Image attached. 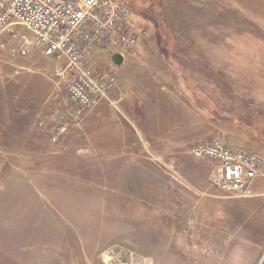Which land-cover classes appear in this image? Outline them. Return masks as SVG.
<instances>
[{
	"label": "rangeland",
	"instance_id": "obj_1",
	"mask_svg": "<svg viewBox=\"0 0 264 264\" xmlns=\"http://www.w3.org/2000/svg\"><path fill=\"white\" fill-rule=\"evenodd\" d=\"M121 1L137 44L122 68L96 57L121 102L81 114L0 30V264H264V185L219 192L188 152L264 157V0Z\"/></svg>",
	"mask_w": 264,
	"mask_h": 264
},
{
	"label": "built area",
	"instance_id": "obj_2",
	"mask_svg": "<svg viewBox=\"0 0 264 264\" xmlns=\"http://www.w3.org/2000/svg\"><path fill=\"white\" fill-rule=\"evenodd\" d=\"M130 16L121 0H0V30H24L26 44L55 63L52 77L79 114L108 102L114 79L100 72L96 57L123 56L136 46ZM20 52L25 54L26 47ZM64 132L57 128L52 141ZM188 152L214 163L211 184L219 192L249 197L254 183L264 181V157L258 154L218 141H200Z\"/></svg>",
	"mask_w": 264,
	"mask_h": 264
},
{
	"label": "crops",
	"instance_id": "obj_3",
	"mask_svg": "<svg viewBox=\"0 0 264 264\" xmlns=\"http://www.w3.org/2000/svg\"><path fill=\"white\" fill-rule=\"evenodd\" d=\"M123 61H122V63H121V65H119V66H117V65H115V64H113L112 63V61H111V58H110V61H111V63L113 64V66H116V67H118V68H122L123 66H124V64L126 63V60H127V57H126V55L124 54L123 56ZM100 58H106V56H100ZM107 62V61H106ZM110 63V64H111ZM107 67L108 66H110V64H107V63H104ZM103 67V66H102ZM109 93L111 94L112 93V89L109 91ZM113 94V93H112ZM113 95H115V96H111L113 99H118V102L120 103L121 102V99H122V94L121 93H117V92H115ZM132 102H131V104L133 103L134 104V102H133V99L131 100ZM105 103V102H104ZM104 103L103 104H100L98 107L100 108L101 106H104ZM132 107H133V105H131ZM97 107V108H98ZM131 107V108H132ZM96 109V108H95ZM94 116H96V115H94ZM94 116H93V119H94ZM262 185H264V181L262 182V181H258V182H256V183H254V185L252 186V193H253V196H254V193H257L255 196H263V192H261L259 189L260 188H262ZM257 189H258V191H257Z\"/></svg>",
	"mask_w": 264,
	"mask_h": 264
},
{
	"label": "water",
	"instance_id": "obj_4",
	"mask_svg": "<svg viewBox=\"0 0 264 264\" xmlns=\"http://www.w3.org/2000/svg\"><path fill=\"white\" fill-rule=\"evenodd\" d=\"M111 61H112L113 64L119 66V65H121V63L123 61V57L120 54L116 53V54H113L111 56Z\"/></svg>",
	"mask_w": 264,
	"mask_h": 264
},
{
	"label": "bare ground",
	"instance_id": "obj_5",
	"mask_svg": "<svg viewBox=\"0 0 264 264\" xmlns=\"http://www.w3.org/2000/svg\"><path fill=\"white\" fill-rule=\"evenodd\" d=\"M108 255H109V253H105L104 254V256H103L104 257V260H106L109 257Z\"/></svg>",
	"mask_w": 264,
	"mask_h": 264
}]
</instances>
